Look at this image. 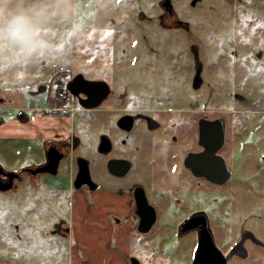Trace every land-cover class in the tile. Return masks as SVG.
I'll return each instance as SVG.
<instances>
[{
	"label": "flooded vegetation",
	"instance_id": "af4514ba",
	"mask_svg": "<svg viewBox=\"0 0 264 264\" xmlns=\"http://www.w3.org/2000/svg\"><path fill=\"white\" fill-rule=\"evenodd\" d=\"M174 1L159 0L160 22L172 30L188 24ZM199 3L208 8L202 13L234 19V37L243 55L236 74L253 89L257 75L264 80V0H190V7ZM251 66L254 70H249ZM171 74L186 85L192 78L189 59L171 65ZM62 75L68 81L31 82L35 87L31 97L46 96L33 111L41 124L40 134L34 138L37 146L30 149V162L16 169L0 164L4 169L0 182H11L8 174L13 173V188L8 191L24 188L30 206L42 204L53 220L47 236L49 246L59 238L72 240L69 251L79 256L91 251L121 252L119 237L126 232L131 264L134 258L140 264H264L257 251L260 247L264 254V219L247 225L240 220L212 219L206 207L211 186L224 193L233 178L243 135L264 129V107L252 109V98L235 92L231 107L194 111L192 101L181 91L175 93L171 108L163 107L160 96L153 93L134 101L126 92L115 98L119 103L113 107L105 105L114 97L105 79ZM78 76L106 83L109 91L95 85L88 94L75 95L68 86ZM203 83L199 70L195 85ZM259 88L264 90V83ZM63 95H70L74 112L54 110L60 107ZM18 110V119L28 118ZM80 111L89 114L80 119L78 128L66 132L65 117ZM245 148L252 151L254 145ZM211 150H215L212 158ZM257 160L264 162V153ZM252 168L251 175L257 179L264 174V167H258L256 161ZM226 173L228 181L220 183L228 178ZM253 186L263 190L257 180ZM52 206H70V211L61 215L60 209ZM82 206H90V217L80 212ZM67 216H71L70 222ZM81 226H89L96 242L105 241V246L81 244L76 233Z\"/></svg>",
	"mask_w": 264,
	"mask_h": 264
},
{
	"label": "rangeland",
	"instance_id": "374dc122",
	"mask_svg": "<svg viewBox=\"0 0 264 264\" xmlns=\"http://www.w3.org/2000/svg\"><path fill=\"white\" fill-rule=\"evenodd\" d=\"M174 2L188 24L172 30L160 22L159 0H0V164L16 169L30 162V149L37 146L34 138L40 134L38 125H33L40 121L33 111L46 96L31 97L35 88L31 82L53 78L66 82L64 72L105 79L114 93L105 105L113 107L119 103L115 98L126 92L134 101L153 93L160 96L163 107L171 108L179 91L192 101L194 111L231 107L235 92L252 98V109L264 107L261 76L253 79V89L237 77L236 65L243 55L234 37V19L202 13L203 8L208 10L203 3L192 8L190 0ZM11 16L23 30L16 38L4 28ZM187 59L192 78L186 86L182 79H173L171 65ZM199 70L204 83L196 87ZM249 70H254L253 66ZM18 108H23L20 111L27 113L31 123L29 140L7 136L17 129L13 119H18ZM87 114L89 111H80L65 117L66 132L78 128ZM15 131L19 135L20 131ZM242 139L233 178L224 193L211 186L206 207L212 219L240 220L247 225L264 219V174L258 179L251 175L253 161L264 167V162L257 160L264 153V129L249 130ZM248 144L254 145L252 151L245 148ZM256 180L263 190L255 189ZM82 207L84 216L90 217V206ZM52 208L60 209L61 215L70 211V206ZM67 219L70 222L71 216ZM52 221L42 204L30 206L24 188L0 191V264H71L77 255L69 251L72 240L58 238L48 245ZM119 238V246L123 242L128 245L126 232ZM257 251L264 257L262 248Z\"/></svg>",
	"mask_w": 264,
	"mask_h": 264
},
{
	"label": "crops",
	"instance_id": "0c3cea01",
	"mask_svg": "<svg viewBox=\"0 0 264 264\" xmlns=\"http://www.w3.org/2000/svg\"><path fill=\"white\" fill-rule=\"evenodd\" d=\"M20 109L23 110V108H20ZM13 121H14V124L16 126L15 128H17L18 131H20V133H19V135H17V133L15 131L17 129H14L12 132H8L7 136L10 135V136L15 137L16 139L29 140L31 130H27V129L31 128V123H29L26 118H23L22 120L21 119H13ZM33 123H34L33 125H39L38 123L41 124V121L33 122ZM35 123H37V124H35ZM2 126H4V124ZM80 212L83 214L85 213V210L83 207H81ZM80 229H81V231H80L81 234L78 233V237H79V241L81 244H83L84 246H90L92 244L93 245L99 244V245L105 246V241L103 244H101L102 242H100V241L96 242V240L93 236L94 233L92 232V230L89 226H81ZM99 236H100V234H99ZM123 243L124 244H123V246H120V249H121V247L123 248L126 245L123 248V250L126 251L128 245L125 242H123ZM118 244H120V238H119ZM123 250L121 252L111 251V252L106 253L107 255L106 254L99 255L98 253H95L96 251L92 252L90 250L92 253H88V254L83 255V256L76 255V257H73L74 255H72L73 259H72L71 264H131L129 261L130 259L127 256V253Z\"/></svg>",
	"mask_w": 264,
	"mask_h": 264
},
{
	"label": "water",
	"instance_id": "95a60500",
	"mask_svg": "<svg viewBox=\"0 0 264 264\" xmlns=\"http://www.w3.org/2000/svg\"><path fill=\"white\" fill-rule=\"evenodd\" d=\"M95 85H102L103 87H104V90L106 91V92H108L109 91V86L106 84V83H103V82H91V81H87V80H85L82 76H78V77H76L74 80H73V82H71L70 84H69V86H68V90L70 91V92H72L73 94H75V95H78L79 93H81V92H83V93H86V94H88L89 93V91L92 89V87L93 86H95ZM75 86H80L81 87V90H77L76 88H75ZM1 102V101H0ZM224 136L222 135L221 136V139L223 138ZM202 139L204 138V132H202V137H201ZM215 151V150H214ZM214 151H210V158H212L214 155H215V152ZM4 172V169L2 168V166L0 165V174L1 173H3ZM85 174H86V178L88 179V177H89V170L87 169L86 171H85ZM13 173H10V174H8V177H10V181L11 182H7V183H3V181L2 182H0V190L1 191H8V190H10V189H12L13 188V185H12V178H13ZM226 175H227V177H228V174L226 173ZM228 179H229V177L228 178H225V179H222L221 181H220V183H225V182H227L228 181ZM210 180L211 181H215L216 182V180H214L213 178H210ZM133 260V264H140V262H139V260L138 259H136V258H134V259H132ZM137 262V263H136Z\"/></svg>",
	"mask_w": 264,
	"mask_h": 264
},
{
	"label": "clouds",
	"instance_id": "9594fccd",
	"mask_svg": "<svg viewBox=\"0 0 264 264\" xmlns=\"http://www.w3.org/2000/svg\"><path fill=\"white\" fill-rule=\"evenodd\" d=\"M4 28L11 38H16L18 34H23L21 25L15 20L14 16L9 17L4 22Z\"/></svg>",
	"mask_w": 264,
	"mask_h": 264
},
{
	"label": "built area",
	"instance_id": "2783aa9c",
	"mask_svg": "<svg viewBox=\"0 0 264 264\" xmlns=\"http://www.w3.org/2000/svg\"><path fill=\"white\" fill-rule=\"evenodd\" d=\"M54 110L62 113L74 112V106L72 104L70 95H63L60 107L55 108Z\"/></svg>",
	"mask_w": 264,
	"mask_h": 264
}]
</instances>
